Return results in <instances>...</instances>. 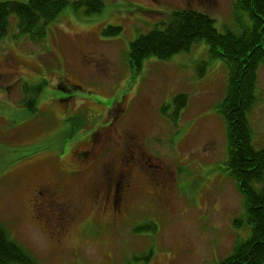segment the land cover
<instances>
[{
    "label": "rangeland",
    "instance_id": "rangeland-1",
    "mask_svg": "<svg viewBox=\"0 0 264 264\" xmlns=\"http://www.w3.org/2000/svg\"><path fill=\"white\" fill-rule=\"evenodd\" d=\"M8 1L30 0L0 3ZM76 1L68 0L45 38L19 34L13 16L0 40V225L38 264H218L250 235L244 197L226 165L230 148L220 105L228 65L213 61L199 78L197 67L209 61L204 42L168 61L146 59L140 71L131 66L128 53L138 36L163 29L175 11L206 13L220 33L237 34L251 26L248 14L236 20L234 0H102L103 11L88 16L86 8L74 9ZM110 27L121 32L107 36ZM37 86H43L37 101L45 94L56 100L40 110L37 105L31 114L26 102L35 99ZM59 86L77 92L73 111L90 92L110 99L121 88L128 114L115 126L117 134L143 140V151L160 174L147 165L135 169L137 190L126 194L120 211H102L97 189L114 180L110 164L116 173L128 174V145L110 148L89 170L76 162L74 146L65 143L77 133L69 131L99 120L87 110L78 111L74 123L60 121ZM176 96H184L187 104L174 123ZM256 97L249 122L253 147L262 150L264 63ZM91 109L102 110L94 104ZM116 114L109 112L108 118ZM77 166L85 170L73 174ZM150 180L166 186L167 193L146 196ZM38 188L47 200L35 202Z\"/></svg>",
    "mask_w": 264,
    "mask_h": 264
},
{
    "label": "trees",
    "instance_id": "trees-1",
    "mask_svg": "<svg viewBox=\"0 0 264 264\" xmlns=\"http://www.w3.org/2000/svg\"><path fill=\"white\" fill-rule=\"evenodd\" d=\"M68 5V0L0 3V40L8 35L13 16L18 22L19 34L27 35L32 40L45 38L48 27L57 21ZM80 7L86 8L87 15L91 16L101 13L104 3L102 0L76 1L74 9ZM242 12L248 14L252 24L237 34L230 30L220 33L215 27V21L206 13L192 9L175 11L163 29H153L138 36L130 44L128 53L131 66L140 71L146 59L168 61L204 42L209 47V61L197 67L199 78L205 75L213 61L221 59L228 65L226 94L220 105L230 148L226 165L236 181L238 191L244 197L250 235L218 264H264V149L256 150L253 147V132L249 122V114L257 101L259 67L264 63V0H234L233 13L236 20L240 19ZM120 32L117 27L104 31L107 36H117ZM42 89L43 86H37L32 92L35 99L26 102V108L31 114L37 111V100ZM30 92V89H26V93ZM186 100L184 96H176L172 101L176 107L175 111L170 110L174 112V123L180 111L186 107ZM167 109L163 108L162 111ZM0 264H38L11 240L1 225Z\"/></svg>",
    "mask_w": 264,
    "mask_h": 264
},
{
    "label": "flooded vegetation",
    "instance_id": "flooded-vegetation-1",
    "mask_svg": "<svg viewBox=\"0 0 264 264\" xmlns=\"http://www.w3.org/2000/svg\"><path fill=\"white\" fill-rule=\"evenodd\" d=\"M60 90L62 91V99L57 100L60 103H63L62 106V115L60 121L71 123L76 122L78 118V111H87L92 110L97 119L99 120L94 125H87V127L76 128L72 129L69 132L77 133L73 139L71 138L70 141H67L65 145L72 144L74 151L72 152V157L75 159L76 162L83 165L86 170H89L91 166H93L96 162L98 164V160L103 157L110 148L112 149H119L122 145L126 144L128 147L126 150L125 160L127 164L125 167H128L129 172L127 175H123L122 173H116L114 171V167L111 168V164L109 165V173L112 172L114 175V180L109 179L108 186H104V181L100 184V187L97 189L98 197L99 194L102 193L100 196L101 198V210L107 211L108 208L112 210V212H117L122 210L123 204L126 202V194L132 191H136L135 183L133 184L132 174L135 169H137L141 165H147V167L154 169L155 166L149 163V159L146 155V152L143 151V140L140 142L139 137L131 133H124V135H118L116 125H119L128 114V105L126 103L125 97L119 94V91H115V95L110 99H104L97 96H94L90 92L89 98H82V107L80 109H75L73 111L72 100H74L77 96V92H74V87L69 86L70 89L62 90L61 86H59ZM39 100V99H38ZM49 100H56L52 96L45 94L40 101H37V105L42 107L41 104L47 105ZM91 104L96 106H100L102 109L100 112H97L94 109H91ZM41 105V106H40ZM50 107V106H48ZM47 109V111L52 114L55 120H59L58 116L55 114L54 111ZM117 109V110H116ZM116 114L115 116H111L108 118V115ZM82 113V112H81ZM36 114V112H35ZM88 118V117H87ZM107 120V123L105 121ZM87 124V121L85 120ZM104 127L105 129L96 131L98 128ZM88 128V129H87ZM91 128V131H90ZM74 143V144H73ZM115 161V160H114ZM77 170L73 171V174L82 173L83 167L77 166ZM142 169V168H141ZM153 171H157L154 169ZM160 174V171H157ZM166 179V178H165ZM166 186L162 184H158L155 181L150 180L148 184V191H146V196L149 197H160V195H165L167 192ZM47 200V196L43 193V191L38 188L35 193V202ZM99 206V202H98ZM100 208V206H99Z\"/></svg>",
    "mask_w": 264,
    "mask_h": 264
}]
</instances>
